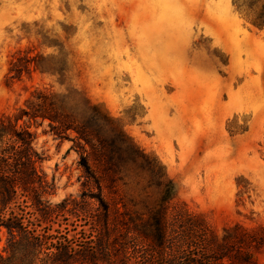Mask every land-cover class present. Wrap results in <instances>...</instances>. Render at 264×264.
Segmentation results:
<instances>
[{
	"label": "rangeland",
	"instance_id": "rangeland-1",
	"mask_svg": "<svg viewBox=\"0 0 264 264\" xmlns=\"http://www.w3.org/2000/svg\"><path fill=\"white\" fill-rule=\"evenodd\" d=\"M233 2L0 0V116L36 88L76 89L162 162L177 201L220 234L264 226V29ZM22 64L30 71L16 77ZM30 126L40 168L56 184L50 200H80L86 178L73 142L48 121ZM118 190L145 217L160 198L130 162ZM63 227L78 247L93 245L85 217H65ZM257 258L264 264V250Z\"/></svg>",
	"mask_w": 264,
	"mask_h": 264
},
{
	"label": "trees",
	"instance_id": "trees-1",
	"mask_svg": "<svg viewBox=\"0 0 264 264\" xmlns=\"http://www.w3.org/2000/svg\"><path fill=\"white\" fill-rule=\"evenodd\" d=\"M233 1L253 26L264 29V0ZM11 71L19 77L30 64ZM46 121L54 136L72 141L80 153L86 178L80 200H50L56 184L40 168L44 159L30 126ZM127 162L144 169L160 190L147 217L119 196ZM68 216L89 221L93 245L78 247L65 235L72 231L63 227ZM3 234L0 264H260L257 255L264 250L263 225L236 224L220 234L179 203L162 162L141 149L103 104L76 89L36 88L17 112L0 116V241Z\"/></svg>",
	"mask_w": 264,
	"mask_h": 264
}]
</instances>
